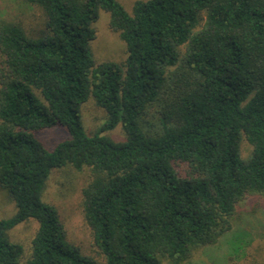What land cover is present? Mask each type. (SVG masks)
Wrapping results in <instances>:
<instances>
[{
    "label": "trees",
    "instance_id": "1",
    "mask_svg": "<svg viewBox=\"0 0 264 264\" xmlns=\"http://www.w3.org/2000/svg\"><path fill=\"white\" fill-rule=\"evenodd\" d=\"M25 1L42 8L41 33L0 22V184L17 207L0 219V264H18L9 231L28 218L38 228L24 264H187L219 241L241 250L238 205L264 195V0H139L132 13L118 0ZM101 8L126 43L124 68L94 59ZM89 99L108 114L95 133L80 112ZM57 124L70 137L49 148L35 132ZM119 124L125 137L102 134ZM67 163L90 168L82 204L99 258L68 242L42 199Z\"/></svg>",
    "mask_w": 264,
    "mask_h": 264
},
{
    "label": "rangeland",
    "instance_id": "2",
    "mask_svg": "<svg viewBox=\"0 0 264 264\" xmlns=\"http://www.w3.org/2000/svg\"><path fill=\"white\" fill-rule=\"evenodd\" d=\"M118 1L129 13H132L135 2L139 0ZM1 21L20 23L31 35H38L45 27V15L42 8L25 0H0ZM109 21L110 13L102 8L99 9L98 17L92 22L95 36L90 41V47L97 63L115 62L124 68L127 57L126 43L118 32L111 29ZM184 50L185 46L181 48L182 52ZM1 61L0 54V66ZM32 90L38 101L46 102L39 89L32 87ZM157 108H151L149 113L144 116L143 123L146 127L159 125L158 119L161 115ZM80 112L82 123L89 133H95L108 118L106 110L97 106L93 99L83 102ZM102 134H107L114 139L125 137V132L120 124L111 130L102 132ZM35 136L47 147L53 148L58 142L69 138L70 133L64 125L57 124L35 132ZM250 149L251 146L243 138L241 142L242 155L247 156ZM90 173L88 166L77 169L67 163L54 167L43 190L42 199L57 210L68 242L78 247L81 254L95 256L97 254L92 244L91 231L84 220L82 204V192L90 180ZM262 203L264 204V195L259 194L238 205L234 216V219L238 221L233 227L232 235L245 230L243 228L245 225L239 220L241 217L248 224L246 232H249L247 240L241 243V250H232L229 247V241L221 242L220 246L219 241L216 245L199 247L194 251L191 262L187 264H264V205ZM16 210V203L10 192L0 184V219L13 216ZM37 228L38 222L33 218H28L19 222L9 231L11 240L23 246V254L18 264H24L25 260L30 257L32 238L35 236ZM235 236L232 237V240L235 239ZM229 253L232 255L230 256ZM95 257L99 258L98 255ZM163 264L168 263L164 262Z\"/></svg>",
    "mask_w": 264,
    "mask_h": 264
}]
</instances>
